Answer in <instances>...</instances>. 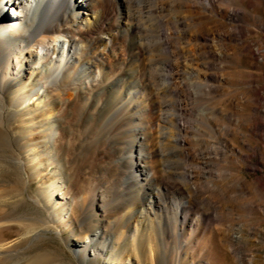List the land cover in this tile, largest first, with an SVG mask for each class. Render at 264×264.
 Segmentation results:
<instances>
[{
    "label": "rangeland",
    "instance_id": "1",
    "mask_svg": "<svg viewBox=\"0 0 264 264\" xmlns=\"http://www.w3.org/2000/svg\"><path fill=\"white\" fill-rule=\"evenodd\" d=\"M106 2L115 11L128 14V25L118 40L123 60L120 57L105 69V81L94 87L88 101L77 103V112L66 114L70 156L82 168L77 182V199L82 201L73 205L74 216L67 220L72 229L59 235L48 233L29 253L55 250L65 263L120 264L106 260L108 250L103 256L95 255L82 242L85 235L114 231L117 223H125L124 212L135 191L128 179L126 157L134 132L145 130L152 132L153 141L149 136L146 144L155 151L154 171L169 182L177 181L185 193L199 184L192 204L193 213L197 211L203 220L192 234L189 230L174 232L169 221L165 227L169 243L157 231L155 253L150 254L152 244L149 247L142 241L133 250L131 264H264V0H126L121 9L113 0ZM145 7L162 10L159 20ZM165 29L169 33L167 48L159 39ZM163 59L171 64L170 83L164 79ZM171 76L182 90L176 89ZM179 99L186 100L182 114L174 103ZM156 117L159 121L153 124ZM178 119L188 132L182 135L186 141L180 152L169 139L179 133L175 127ZM142 150L147 159L145 144ZM182 170L184 176L178 175ZM4 183L0 189H9ZM37 186L36 181L31 183L25 192L28 200L17 213L37 218L47 214L45 205L36 203ZM96 188L97 195L106 191L108 203L99 202L98 196L92 203L90 195ZM184 201L178 192L165 194L169 220L172 205L178 202L182 206ZM59 216L65 217L66 211L59 209ZM14 235L13 229H3L0 239L12 240Z\"/></svg>",
    "mask_w": 264,
    "mask_h": 264
},
{
    "label": "bare ground",
    "instance_id": "2",
    "mask_svg": "<svg viewBox=\"0 0 264 264\" xmlns=\"http://www.w3.org/2000/svg\"><path fill=\"white\" fill-rule=\"evenodd\" d=\"M113 1L119 9L126 6V0ZM10 7L13 10L7 14ZM114 8L106 0H0V186L7 182L10 187L0 189V233L3 229H13L16 234L12 240L4 236L0 239V261L3 264H70L65 263V258L55 250L35 254H30L29 251L48 233L59 235L72 229V224H68L67 220H72L73 205L80 200L77 199L80 191L77 182L82 168L76 167L70 156L66 114L76 111L74 108L80 101L89 100L94 87L105 81V69H110L121 57L118 40L122 30L128 25V14H121ZM145 8L149 15L159 20L157 17L162 10ZM114 17L116 19L111 21ZM168 34L167 29L159 33L160 44L165 48L169 47ZM170 65L169 61H165L166 81H169ZM176 79L171 76L176 89L182 90V86L176 84ZM185 101L179 99L174 102L181 114ZM158 121L159 118L156 117L152 123L156 124ZM175 127L181 134L172 133L169 139L174 149L180 152L186 141L182 135H187L188 132L182 119L177 120ZM149 136L151 138L152 132L136 130L128 148V179L135 191L132 204L125 205V223H117L114 231L100 230L90 236L85 235L82 242L83 248L92 247L95 255L103 256L106 254L105 250H108L110 254L106 260L111 263L119 261L120 264H131L133 250L142 241H146L149 247L152 244L150 254L155 253L154 233L157 231H161L162 240L168 244L165 227L169 226V221L174 232L179 230L180 233H185L189 230L192 234L199 230L203 220L197 211L193 213L195 206L192 204V194L199 193V184L195 185L193 191L185 193L177 181L169 182L164 176L158 175L154 171L152 160L155 151L151 145L146 144ZM144 144L149 150L147 159L140 153ZM180 169L185 170V167ZM184 170L178 175L184 176ZM162 171L164 172L163 169ZM33 181L38 183L36 203L40 201L47 210V214L39 218L17 213L26 204L28 199L25 192L30 190ZM98 190L96 188L95 193L90 195L92 203L97 196L99 202L108 203L106 191L97 195ZM169 191L178 192L181 200H185L182 206L178 202L172 205L170 220L169 208L163 202V197ZM59 209L66 211L65 217L58 218ZM23 243L25 246L21 247ZM129 247L132 249L127 251Z\"/></svg>",
    "mask_w": 264,
    "mask_h": 264
}]
</instances>
